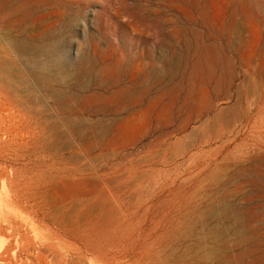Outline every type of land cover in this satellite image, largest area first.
Segmentation results:
<instances>
[{
    "label": "rangeland",
    "instance_id": "obj_1",
    "mask_svg": "<svg viewBox=\"0 0 264 264\" xmlns=\"http://www.w3.org/2000/svg\"><path fill=\"white\" fill-rule=\"evenodd\" d=\"M3 93L0 264H264V0H0Z\"/></svg>",
    "mask_w": 264,
    "mask_h": 264
},
{
    "label": "bare ground",
    "instance_id": "obj_2",
    "mask_svg": "<svg viewBox=\"0 0 264 264\" xmlns=\"http://www.w3.org/2000/svg\"><path fill=\"white\" fill-rule=\"evenodd\" d=\"M47 14V13H46ZM42 22V21H41ZM9 85H10V83L8 82V81H6ZM114 95L115 94H112L109 98L110 99H114ZM6 97V95L3 93L2 94V97H1V95H0V106L2 107V106H4L3 104L5 103V102H7V101H5V100H2L3 98H5ZM91 97V96H90ZM94 97V96H93ZM89 98V97H88ZM96 98V97H95ZM87 100V99H86ZM117 134V133H116ZM115 136V135H114ZM113 136V137H114ZM113 140H114V138H113ZM225 234V233H224Z\"/></svg>",
    "mask_w": 264,
    "mask_h": 264
}]
</instances>
